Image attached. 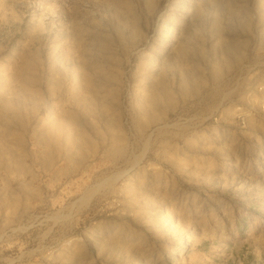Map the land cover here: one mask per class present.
I'll return each mask as SVG.
<instances>
[{"label": "rangeland", "instance_id": "obj_1", "mask_svg": "<svg viewBox=\"0 0 264 264\" xmlns=\"http://www.w3.org/2000/svg\"><path fill=\"white\" fill-rule=\"evenodd\" d=\"M0 264H264V0H0Z\"/></svg>", "mask_w": 264, "mask_h": 264}]
</instances>
